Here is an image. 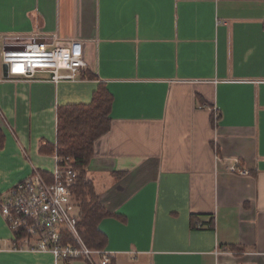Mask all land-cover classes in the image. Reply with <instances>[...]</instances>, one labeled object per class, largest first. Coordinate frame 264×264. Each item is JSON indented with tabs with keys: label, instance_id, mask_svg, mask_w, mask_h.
<instances>
[{
	"label": "crops",
	"instance_id": "1",
	"mask_svg": "<svg viewBox=\"0 0 264 264\" xmlns=\"http://www.w3.org/2000/svg\"><path fill=\"white\" fill-rule=\"evenodd\" d=\"M263 12L264 0H0V195L51 175L58 106L103 86L110 126L87 175L111 213L109 264H264ZM52 34L82 42L77 80L3 76L4 45ZM16 245L0 213V264H54Z\"/></svg>",
	"mask_w": 264,
	"mask_h": 264
},
{
	"label": "built area",
	"instance_id": "2",
	"mask_svg": "<svg viewBox=\"0 0 264 264\" xmlns=\"http://www.w3.org/2000/svg\"><path fill=\"white\" fill-rule=\"evenodd\" d=\"M56 40L58 36L52 34L50 41L41 38L19 46L4 45L1 61L7 63L8 75L32 79L37 72H46L54 83L77 80L87 65L82 42ZM55 158L51 179L35 170L0 195V213L13 232L18 244L15 247L48 251L54 264H73L79 258L88 264H107L108 252L87 247L79 235V207L71 191L77 179L73 160L56 154ZM229 170L247 173L237 163H232ZM63 232L70 233L74 241L64 242Z\"/></svg>",
	"mask_w": 264,
	"mask_h": 264
},
{
	"label": "trees",
	"instance_id": "3",
	"mask_svg": "<svg viewBox=\"0 0 264 264\" xmlns=\"http://www.w3.org/2000/svg\"><path fill=\"white\" fill-rule=\"evenodd\" d=\"M111 103L108 91L99 86L89 103L58 106L56 140L48 144L50 151H55L57 156H69L73 160L77 179L71 191L79 207V235L87 247L97 249H104L106 245V236L99 223L111 213L95 193L92 180L87 175V166L93 156L96 140L109 129ZM43 175L51 179V175ZM62 235L64 242L74 241L70 233L63 232Z\"/></svg>",
	"mask_w": 264,
	"mask_h": 264
},
{
	"label": "water",
	"instance_id": "4",
	"mask_svg": "<svg viewBox=\"0 0 264 264\" xmlns=\"http://www.w3.org/2000/svg\"><path fill=\"white\" fill-rule=\"evenodd\" d=\"M1 69H2V74L4 77L8 76V72H7V63L2 62L1 64Z\"/></svg>",
	"mask_w": 264,
	"mask_h": 264
}]
</instances>
